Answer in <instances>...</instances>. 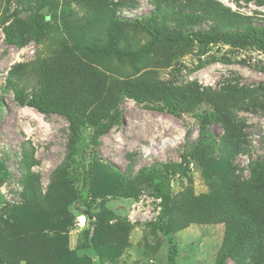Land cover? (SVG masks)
I'll list each match as a JSON object with an SVG mask.
<instances>
[{"label": "rangeland", "instance_id": "rangeland-1", "mask_svg": "<svg viewBox=\"0 0 264 264\" xmlns=\"http://www.w3.org/2000/svg\"><path fill=\"white\" fill-rule=\"evenodd\" d=\"M94 2H101L96 14ZM153 12L170 40L152 41L131 22ZM32 16L43 21L39 39ZM255 29L264 34V0H0L2 260L171 264L172 240L176 264H216L229 224L207 210L227 191L259 217L263 240L264 177L252 166L264 161V49L187 36ZM112 41L126 51L113 53ZM49 68L58 78L51 80L60 87L57 100L87 112L73 153L66 117L27 105ZM120 89L155 104L166 94L176 113L119 99ZM115 107L120 122L109 123L95 143L100 121ZM69 154L65 182L50 197L55 170ZM171 162L183 168L169 172L162 192L163 165ZM84 169L94 176L92 222L73 208ZM258 243V259L242 264H264ZM225 264L240 262L229 257Z\"/></svg>", "mask_w": 264, "mask_h": 264}, {"label": "trees", "instance_id": "trees-1", "mask_svg": "<svg viewBox=\"0 0 264 264\" xmlns=\"http://www.w3.org/2000/svg\"><path fill=\"white\" fill-rule=\"evenodd\" d=\"M99 3L94 2L92 5L91 11H94L95 14L99 10ZM32 19V25L36 31V37L39 39V35H41L42 30V20L40 17H30ZM41 19L45 20L43 16ZM131 21V20H128ZM135 26H139L143 32L147 33L152 41H168L170 40V35L165 34L156 24L157 22V13L153 12L148 16H142L140 18H136L131 21ZM264 31V30H263ZM172 33L174 35H178V37L182 36V31L178 32L177 30H173ZM8 36L11 37V32L8 31ZM189 39L196 40L201 44H210L213 42L223 41L226 44L230 45H238V44H251L256 45L262 49H264V34H261V30L255 29L254 33H248L245 31L236 30L231 32L230 34H221L213 30H196L190 31L189 35H187ZM118 42L112 41V51L118 55L122 54L126 50H120L117 46ZM53 65H50L52 67ZM57 81L58 78L56 74L52 73L51 68L44 69L39 74V79H37L35 86L31 92L30 98L27 100V105L36 108L42 113L50 114L52 112L64 115L70 124V136L68 141V152L73 153L76 150L77 143L83 136V128L87 126V120L85 116H87L86 109L82 106L81 108L77 107H69L66 104L58 101L56 98L57 93L59 92V84H53L52 81ZM54 86V87H53ZM129 97L134 99L138 104H141L143 107L148 109H155L158 111H168L172 114L176 113L175 104L171 101V98L167 97L166 94L158 97V100L161 103L155 102L151 103V100H147L146 97L135 94L131 90L128 89H120L118 91L119 99H123L124 97ZM118 100V98H117ZM118 105V104H117ZM117 107L112 111H108L105 114V119L100 121L101 127L96 129L94 133V141L97 143V139L100 134L106 131L107 125L111 122H120L118 118ZM204 123L207 120H202ZM97 127V126H96ZM105 127V128H104ZM73 157L69 154L66 157L65 162L60 165L55 170V176H53L49 188L48 195L54 197L53 194L56 190L64 184L65 178L67 175L66 169L69 166L68 163L72 161ZM165 170L164 177H160L158 182V189L164 192L166 178L169 176V172H178L182 170L183 164L179 162H171L170 164L163 165ZM148 168H144L141 171L146 172ZM153 174H155V168L149 170ZM252 174L256 177H264V161H258L252 166ZM94 176L87 170L84 169L83 172V184L80 190L77 193V199L73 202V208L83 214L88 222H92L94 216L88 207V199L90 196V192L93 188ZM164 200L167 198V194L162 196ZM215 195L213 196V198ZM219 200L215 202V204L208 207L207 216L214 219H226L229 227L227 228V232L225 234L224 244L220 250L218 259L216 264H225L226 260L231 257L237 263H244V259L253 260L258 259L256 255V245H258L262 240L263 229L260 225V220L257 215L252 213H248L243 207L242 200L238 199L233 191L229 193L227 191L226 194L221 195L218 194ZM211 201V200H210ZM224 207V208H218ZM240 217V219H239ZM242 221V225L239 226ZM104 221H100V225H103ZM158 227L159 223L156 224ZM238 229V230H237ZM176 254L177 247L170 240V250L168 253L169 262L171 264H176ZM242 261V262H241ZM0 264H6L5 261L0 257Z\"/></svg>", "mask_w": 264, "mask_h": 264}]
</instances>
